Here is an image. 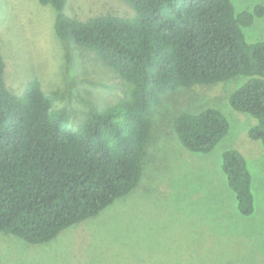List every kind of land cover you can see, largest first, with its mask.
<instances>
[{"label": "trees", "instance_id": "1", "mask_svg": "<svg viewBox=\"0 0 264 264\" xmlns=\"http://www.w3.org/2000/svg\"><path fill=\"white\" fill-rule=\"evenodd\" d=\"M38 1L54 9L57 38L92 50L122 96L101 106L99 94L85 90V97L78 95L88 106L73 124L54 101L79 93L74 84L67 91L45 90L31 77L12 91L0 53L2 234L45 243L132 192L143 182L164 97L177 89L214 87L228 109L253 118L247 135L264 148V39L246 31L263 16L262 2L239 8L235 0H123L133 15L78 19L65 12L67 0ZM205 95L195 110L182 109L169 121L191 153L209 152L230 127L214 92ZM220 156L237 211L251 215L256 202L249 161L234 147Z\"/></svg>", "mask_w": 264, "mask_h": 264}, {"label": "rangeland", "instance_id": "2", "mask_svg": "<svg viewBox=\"0 0 264 264\" xmlns=\"http://www.w3.org/2000/svg\"><path fill=\"white\" fill-rule=\"evenodd\" d=\"M235 1L239 8L264 4ZM64 9L78 19L134 14L123 0H67ZM53 21L54 9L38 0H0L5 79L12 91H20L31 77L45 90L67 91L74 84L79 93L56 99L54 106L65 107L75 124L88 106L78 94L85 97L92 89L101 106L122 95L118 80L105 76L107 69L94 52L59 40ZM246 31L264 39V14ZM209 88L177 89L164 97L143 182L132 192L45 243L29 244L0 232V264H264V148L247 135L253 118L228 109L224 94ZM209 91L227 111L230 127L209 152L191 153L176 140L169 121L182 109L195 110ZM230 147L243 153L253 172L251 215L237 211L220 167L221 152Z\"/></svg>", "mask_w": 264, "mask_h": 264}]
</instances>
